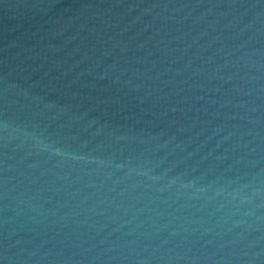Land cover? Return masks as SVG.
Instances as JSON below:
<instances>
[{
    "label": "water",
    "instance_id": "95a60500",
    "mask_svg": "<svg viewBox=\"0 0 264 264\" xmlns=\"http://www.w3.org/2000/svg\"><path fill=\"white\" fill-rule=\"evenodd\" d=\"M0 264H264V0H0Z\"/></svg>",
    "mask_w": 264,
    "mask_h": 264
}]
</instances>
